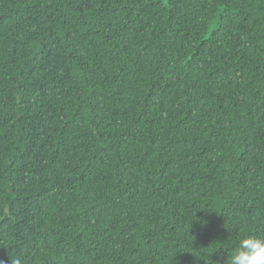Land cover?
<instances>
[{
	"label": "trees",
	"instance_id": "obj_1",
	"mask_svg": "<svg viewBox=\"0 0 264 264\" xmlns=\"http://www.w3.org/2000/svg\"><path fill=\"white\" fill-rule=\"evenodd\" d=\"M245 233L264 0H0V261L223 264Z\"/></svg>",
	"mask_w": 264,
	"mask_h": 264
},
{
	"label": "clouds",
	"instance_id": "obj_2",
	"mask_svg": "<svg viewBox=\"0 0 264 264\" xmlns=\"http://www.w3.org/2000/svg\"><path fill=\"white\" fill-rule=\"evenodd\" d=\"M0 264L4 262L0 261ZM10 264H22V260L11 259ZM223 264H264V234H242L234 249L223 258Z\"/></svg>",
	"mask_w": 264,
	"mask_h": 264
}]
</instances>
